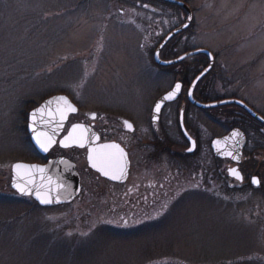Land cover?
<instances>
[{
    "label": "rangeland",
    "instance_id": "374dc122",
    "mask_svg": "<svg viewBox=\"0 0 264 264\" xmlns=\"http://www.w3.org/2000/svg\"><path fill=\"white\" fill-rule=\"evenodd\" d=\"M178 1L193 21L172 42V53L211 52V98L236 97L264 115V0ZM173 7L147 0H0V264H264V191L233 182L227 162L218 187L198 177L199 168L216 175L209 144L231 130L225 112L202 129L190 167L162 150L155 158L151 148H133L130 178L118 186L88 168L85 151L56 147L48 158L71 160L81 177L75 201L42 208L10 187L14 164H43L26 126L28 114L50 97H68L79 108L74 120L109 112L112 127L118 117L146 122L147 100L174 83V72H146L159 40L187 20ZM243 127L248 160L239 169L263 181L264 138L251 123Z\"/></svg>",
    "mask_w": 264,
    "mask_h": 264
},
{
    "label": "flooded vegetation",
    "instance_id": "af4514ba",
    "mask_svg": "<svg viewBox=\"0 0 264 264\" xmlns=\"http://www.w3.org/2000/svg\"><path fill=\"white\" fill-rule=\"evenodd\" d=\"M182 11L184 12V10H182ZM186 16H187V14H186ZM182 34L174 37L163 48V50L161 51V54H160L161 60L166 61V62L172 61V60H175V59H177V58H179L185 54H188V53H191L194 51L204 50V49H200V48H190L189 50H186L185 52L179 53L177 56H175L176 53L174 54L172 52H176L177 46H175L173 48L172 42L174 41L173 43H175V41L178 38H180V36ZM164 39H160L158 42V45H157L156 49L154 50V52L152 53V55L149 54L148 62L151 66V69L147 68L146 72L148 74L150 73L154 77L157 76L156 74H158V73H160L161 75H163L164 73H167V75H170V74H172V72H174L173 73L174 83H173V86L171 87V89H169L168 91L164 92L163 94L157 95V96H152V97H150V99L147 100L146 122H137V121H135L134 118H130V117L129 118L118 117L119 126L118 127H112L107 122V118H106L107 116L111 115V114L109 115V112L102 114L100 116L101 119H100V117L97 116L96 113H85V115L82 119L74 120V118L79 114V108L76 106L78 109V113L76 115L69 117V119L65 125L63 134L61 135V138L63 136H65L73 125L82 124V125L90 127L98 135L99 141L93 147H96L100 144L116 143L124 149V151L127 154L128 160H129L128 178H127L125 183L117 184V183L110 182V181L102 178L101 176H99L97 174L101 180L108 182L109 184L122 186L128 182L130 175H131L132 168H133V162H132L133 148H139L141 150L143 148H151L153 153H154L155 158H156V156L160 157L161 154L159 151L162 150L163 153L171 155V157H173L174 160H176V162H179L183 166L185 165V167L186 166L190 167V165H189L190 161H188V160L195 157L201 151L202 144H203V142H202V132H203L202 129H206L205 127H207V122L211 125H213V124L217 125L219 123L218 121L220 120L219 116L221 115V113H223L222 110L224 108H227V107H235V106H227V107H221V108H216V109H212V110H203V109L191 104L190 100H189L190 89H191L193 83L195 82V80L202 74V72H204V70H206L208 68V66L210 64V59L208 56L200 54V55H196V56H193L191 58H188L185 61H183L177 65H174L171 67H161L155 63L154 54ZM171 54H172V56L170 57ZM212 56L214 58L213 68L196 85V87L193 90L192 98L200 104H211V103H216V102H221L224 100H231V99L240 100V101L244 102L247 106H249L258 115H260L261 117H264V115L262 113L256 111L254 109V107L250 106L244 100H241L239 98H236V97H232V98H219V97H217L215 99L211 98V96H213L214 93L212 92V89H213V87H212L213 84H211L212 80H210L209 77H210V74L212 72H214V70L216 68V57L213 54H212ZM174 69H176V70H174ZM172 70H174V71H172ZM177 83L181 84L180 97L177 99V101H175L173 103L166 104L161 110V113L159 115V119H158L157 123L153 124L152 116H153V112H154V108H155L156 103L158 102V100L161 97H163L165 94L170 92L174 88L175 84H177ZM237 108H239V107H237ZM239 109L244 112V114L243 113L242 114L237 113L239 116H241V117L247 116L248 118H250L249 115L243 109H241V108H239ZM199 115L204 117V123L203 124H202V121L200 120L201 118ZM125 122L130 123L132 125V128L129 129L126 126ZM251 122L254 124V128H256L258 130V135L256 137L260 136L259 139L264 138V126L261 123H259L258 121L254 120L253 118L251 119ZM144 132H146V133L144 134ZM243 133L245 134V137L247 140V145L243 151L242 163H243V161L248 160L246 157L247 156L246 155V148L249 144V136H248L247 132H244V130H243ZM144 135L147 136V139H144V137H143ZM175 138H177L178 140H175ZM214 139H216V138H214ZM214 139H212L210 144H209L210 150H211V143ZM193 142H195L194 147H193ZM56 147H59V146L56 145L49 152V154H47L46 156H43V165H45L49 160L58 158V157L50 158V159L48 158V156L51 154V152ZM192 148L194 151L192 153H189V151H190L189 149H192ZM73 149L85 151L86 156H87L88 149H78V148H73ZM262 161H264V158L262 159ZM214 162H215V166H216V168H215V174L216 175L215 176H213V175H210V176L205 175L204 176L201 173L203 171L202 168H199V170H198L199 176L198 177H201L202 180H206V178H207L208 183L210 185L212 184V185H216L218 187V185H220V183H222V180H223V174H222V169H221L222 164L224 162H227L228 165H230V164H231V166H233V165L230 161H224V160H220L217 158H214ZM240 166H241V164H240ZM240 166H239V168H240ZM242 176H243L242 182H238V181L233 180V179H231V180L233 182L238 183V184H242V185L245 184L246 187H251L254 190H260V191L263 190L264 191V180L261 181L259 178V181H260L259 186L254 187L251 184V179L254 176L253 177H247L243 174H242ZM80 186H81V193H82L83 187H82V183H81V177H80ZM81 193H80V195H81ZM235 259H238V258H234L233 260H235Z\"/></svg>",
    "mask_w": 264,
    "mask_h": 264
},
{
    "label": "water",
    "instance_id": "95a60500",
    "mask_svg": "<svg viewBox=\"0 0 264 264\" xmlns=\"http://www.w3.org/2000/svg\"><path fill=\"white\" fill-rule=\"evenodd\" d=\"M154 1H158V2H162L165 4H169L172 6H176L179 7L181 9H183L186 14H187V20L185 22V24L187 25V27H184L185 24H183L181 27L177 28L176 30H174L173 32H171L164 40L163 42L160 44V46L157 48L155 54H154V60L155 63L158 64L161 67H171L174 65H177L183 61H185L188 58H191L193 56L196 55H206L209 57L210 59V64L208 66V68L206 69L207 71L203 72V75L201 74L193 83L191 89H190V94H189V100L190 103L203 109V110H212V109H216V108H220V107H226V106H236L239 107L241 109H243L251 118H253L254 120L258 121L259 123H261L264 126V119H261V116L258 115L257 113H255L251 108H249L245 103H243L242 101L236 100V99H232V100H224L221 102H216V103H211V104H200L198 102H196L193 98H192V94H193V90L196 87V85L199 83V81H201L213 68L214 65V58L212 56V54L206 50H199V51H194L188 54H185L175 60L172 61H163L160 59V54L161 51L163 50V48L176 36H178L179 34L183 33L184 31H186L192 24L193 21V14L192 11L190 10V8L183 2L178 1V0H154ZM188 17H191V19L189 20ZM183 57V59H181ZM174 89V88H173ZM172 89V90H173ZM171 90V91H172ZM170 91V92H171ZM169 93V92H168ZM167 93V94H168ZM165 94L163 97H161L157 103L161 102L163 100V98L167 95ZM181 94V90L180 92L176 95V97L173 100L170 101H164L161 104V108L159 113L155 112V108H154V112H153V116H152V121L153 124H156L158 119H159V115L161 113L162 108L168 104V103H173L175 101H177V99L180 97ZM66 97L64 95H58V96H53L50 97L48 99H46L45 101H43L38 107H36L35 109H33L29 114H28V119H27V127H26V131L27 134L29 136L30 142L32 147L35 149V151L37 152V154L43 158V156H46L47 154H49V152L56 146L58 145L61 149L63 150H68V149H72V148H78V149H88L87 151V164L89 169H91L92 171H94L95 173L99 174L102 178L113 182V183H117V184H123L126 182L128 175H129V160L127 157L126 152L124 151V149L116 144V143H106V144H100L96 147H93L96 143H98L99 138L98 135L88 126H85V128L88 129L87 132V137L88 139L85 141V146L84 147H79L78 145H71L70 147H63L61 145V141L68 135V133L63 136L61 138V135L63 134L65 125L69 119L70 116L76 115L78 113V109L77 107L71 102V100L67 98V100L77 109L76 112H69L67 114V119H65L63 121V127L62 128H58L57 124L55 122H49L50 118L47 116L46 113L40 114L37 118V122H36V128L38 131H42V132H46L48 133V135H52L56 141L55 144H53L49 150L47 152L43 151L37 144L34 138V133L32 131V127H33V121H32V112L36 109L41 108L42 106H44L46 104L47 101L49 100H53V104L50 106L51 109H55L57 107V102L55 101L56 97ZM61 104L63 102H60ZM156 103V105H157ZM155 105V106H156ZM58 119V117H57ZM55 129V132L53 131ZM239 130L243 135L241 137H236L234 139H229L227 141V145L225 144H221L219 146V150L218 147L215 144L216 140H221L224 141V139L226 137H230L233 131ZM118 145L119 148L115 149V148H104V145ZM247 145V140L245 137V134L243 133V131H241L240 129H233L232 131H230L227 135H225L224 137L221 138H217L214 139L211 143V150L213 153V156L217 159L220 160H229L234 164V167H232L231 169H236L240 175L242 176V173L239 171L238 166L240 165L241 161H242V156H243V151L245 149ZM93 149H96L97 152L93 153ZM120 149L123 150V152L126 154V160H127V164L125 165V159L123 157H121L120 155ZM194 150L193 148L191 149V151H189V153H192ZM227 151H231L232 152V156H237L239 157L238 159H233L232 156L226 155L225 153ZM92 154L94 157H96V163H97V167H93V160L89 159V155ZM17 164V163H16ZM21 164H25V165H36V166H40V167H44L46 169H48V174L51 175L53 177L54 180H57L59 182H62L65 185L64 189H60L58 192L54 191L53 192V196L58 195L59 196V202H53L50 204H42L39 202V200L36 199L35 195L33 196H21L23 198H31L35 203H37L40 207L42 208H46V207H56V206H61V205H67L72 203L81 193V186H80V177L79 174L77 173L76 170V165L71 162L70 160L63 158V157H59L56 159H52L49 160L45 165L43 164H27V163H21ZM15 165V164H14ZM13 165V166H14ZM11 169L12 172V179H11V184L10 187L11 189L15 192V189L12 188V182L13 179L15 177V173H14V169ZM103 167L105 170H108L110 172H114L116 175H120L119 173V169L120 168H124V175L121 176L119 179H111L110 176H105L104 173L102 171H100L99 169ZM228 170V176L233 179L236 180L238 182H242V180H238L236 177H234L233 175H231L230 170ZM37 176L39 174H36ZM243 177V176H242ZM259 180L258 177H253ZM253 178L251 179V184L254 187H258L259 185L254 184ZM260 182V181H259ZM37 184L40 183L39 180L36 181ZM45 183H47L45 181ZM260 184V183H259Z\"/></svg>",
    "mask_w": 264,
    "mask_h": 264
},
{
    "label": "snow or ice",
    "instance_id": "6c2138e0",
    "mask_svg": "<svg viewBox=\"0 0 264 264\" xmlns=\"http://www.w3.org/2000/svg\"><path fill=\"white\" fill-rule=\"evenodd\" d=\"M147 7V5H145ZM190 20L191 17H188ZM184 27H187L185 24ZM183 59V57L181 58ZM207 71V70H204ZM87 75V72H85V76ZM203 75V72H202ZM86 83V81H84ZM80 86H83L81 84ZM181 90V84L177 83L174 86V89L169 92L161 102L157 103L155 106V112L159 113L161 104L164 101H170L173 100L176 95ZM190 94V93H189ZM55 101L57 102V107L55 109H51L50 106L53 104V100H49L46 102L44 106H42L39 109H36L32 112V121H33V127L32 131L34 133V138L36 141V144L45 152L49 150V148L56 143L54 137L52 135H48L46 132L38 131L36 128V122L37 118L40 114L46 113L47 116L50 118L49 122H55L57 124L58 128L63 127V121L67 119V114L69 112H76L77 109L67 100L66 97H56ZM60 102H63L62 104ZM58 117V119H57ZM261 119H264V117H261ZM126 126L131 129L132 125L128 122H125ZM55 132V129L53 130ZM88 129L85 128L82 124H75L72 126L71 130L69 131L68 135L61 141V145L65 148L70 147L71 145L75 144L79 147L85 146V141L88 139L87 137ZM243 134L239 131H233L230 137H226L224 141L216 140L215 144L218 147L223 143L227 145V141L229 139H234L236 137H241ZM195 146V142H193V147ZM104 148H115L118 149V145H104ZM191 151V149H189ZM93 153H96L97 150L93 149ZM121 157L125 159V165L127 164L126 160V154L123 152L122 149L119 150ZM226 155L232 156L231 151H227L225 153ZM233 159H238L237 156H232ZM89 159L93 160V167H97L96 163V157H94L92 154L89 155ZM15 177L12 182V188L15 189L14 194H19L21 196H33L35 195L36 199L39 200L42 204H50L53 202H59V196H53V192H58L60 189H64L65 185L62 182H59L57 180H54L51 175L48 174V169L36 165H25L21 163H17L13 166ZM104 173L105 176H110L111 179H119L121 176L124 175V168L119 169L120 175H116L114 172H110L108 170H105L103 167L99 169ZM231 175L236 177L238 180H242L243 177L240 175V173L236 169L230 170ZM36 174H39L38 176ZM39 180L40 183L37 184L36 181ZM45 181L47 183H45ZM254 184L259 185V180L256 178H253L252 181ZM165 205V210H166ZM161 213H157V216H159ZM122 223L125 227L128 226V221H123ZM137 223V222H133Z\"/></svg>",
    "mask_w": 264,
    "mask_h": 264
},
{
    "label": "trees",
    "instance_id": "16d2710c",
    "mask_svg": "<svg viewBox=\"0 0 264 264\" xmlns=\"http://www.w3.org/2000/svg\"><path fill=\"white\" fill-rule=\"evenodd\" d=\"M147 1H152V2H156V3H160V4H162V5H167V6H170V7H173V6H171V5H168V4H165V3H162V2H158V1H154V0H147ZM183 2H185V1H183ZM173 8H176V9H178V10H180V11H182L180 8H177V7H173ZM189 30V29H188ZM188 30H186L184 33H186ZM33 106V105H32ZM230 108H233L234 109V111H237V113H243L244 114V112L242 111V110H240L239 108H237V107H227V108H224L222 111L223 112H225V117H227L228 119H230V129H233V128H240V129H242V130H244V132H247L246 131V129H244V127H243V120L244 121H247V122H249V123H251L252 125H254L252 122H251V119L250 118H248L247 116L246 117H241V116H239L237 113L235 114V113H227L226 111L228 110V109H230ZM229 112V111H228ZM253 133L255 134V135H258V130L255 128V130L253 131Z\"/></svg>",
    "mask_w": 264,
    "mask_h": 264
}]
</instances>
